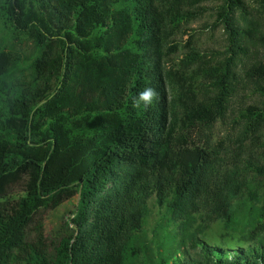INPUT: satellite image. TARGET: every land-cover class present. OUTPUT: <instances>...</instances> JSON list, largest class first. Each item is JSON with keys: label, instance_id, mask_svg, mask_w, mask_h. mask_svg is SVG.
Returning a JSON list of instances; mask_svg holds the SVG:
<instances>
[{"label": "trees", "instance_id": "obj_1", "mask_svg": "<svg viewBox=\"0 0 264 264\" xmlns=\"http://www.w3.org/2000/svg\"><path fill=\"white\" fill-rule=\"evenodd\" d=\"M205 1L0 0L2 27L37 51L25 76L0 47V264H125L152 197L181 233L158 264H264V154L225 161L210 141L241 56L264 48V0H221L219 62L190 38L166 67L168 30ZM244 76L264 95V56ZM147 87L157 98L134 107ZM240 116L264 149V106ZM73 196L70 219L46 235L41 212ZM215 221L225 232L211 240Z\"/></svg>", "mask_w": 264, "mask_h": 264}, {"label": "rangeland", "instance_id": "obj_2", "mask_svg": "<svg viewBox=\"0 0 264 264\" xmlns=\"http://www.w3.org/2000/svg\"><path fill=\"white\" fill-rule=\"evenodd\" d=\"M250 5L257 4L252 0H247ZM221 4V0H208L200 4V9L194 17H189L186 21H182L177 27H173L167 32V43L177 45V51L170 55L165 61V66L172 64L179 66L184 59L187 49L188 40L190 44L200 53L206 55L211 62H219L224 55L227 46V36L223 29V25L217 22V10ZM264 16V14H263ZM264 21V18H263ZM0 47L15 50L21 59L20 68L25 76L30 74L29 63L36 55V49L32 42L23 36H15L10 34L0 24ZM264 56V48L250 49L249 52L241 56V60L235 67L236 77L238 79L235 84V92L228 104V110L223 119H218L211 131V144L221 150L225 161L233 159L235 152H242V158H247L249 153L256 151L263 156V147L253 136L247 127L242 123L241 112L245 106L255 104L264 106V95L261 90H257L244 76L245 68L262 59ZM194 65L193 67H196ZM256 77V76H255ZM252 127V126H250ZM264 140V127L262 129V137ZM264 157V156H263ZM245 162L242 163L244 165ZM248 178L254 181L257 176L252 172L248 173ZM13 191L21 192V186L16 185ZM78 200L77 196H73L65 203L60 204L54 210H44L41 212L45 232L48 236H53L60 225L65 220H69L72 211ZM149 212L145 218L143 229L135 234L132 242L130 254L125 264H158V254H162L164 247L174 246V240L178 239L181 233L175 225L170 222L169 214L165 207L157 205L152 197L149 200ZM204 224L201 219L197 218L193 227ZM207 234L213 238H219L224 227L220 221L210 223L206 230ZM167 234V239H162ZM160 241L158 242L157 240ZM191 251V250H190Z\"/></svg>", "mask_w": 264, "mask_h": 264}, {"label": "clouds", "instance_id": "obj_3", "mask_svg": "<svg viewBox=\"0 0 264 264\" xmlns=\"http://www.w3.org/2000/svg\"><path fill=\"white\" fill-rule=\"evenodd\" d=\"M157 98V93L154 88L147 87L137 93L136 97L133 100L134 107L140 108L141 103L143 102L144 108H147L152 104L153 100Z\"/></svg>", "mask_w": 264, "mask_h": 264}]
</instances>
